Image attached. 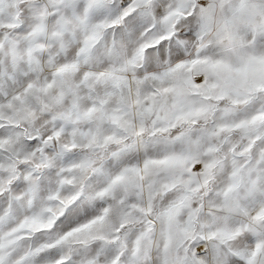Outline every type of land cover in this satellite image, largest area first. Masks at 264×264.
Here are the masks:
<instances>
[{
    "label": "snow or ice",
    "instance_id": "obj_1",
    "mask_svg": "<svg viewBox=\"0 0 264 264\" xmlns=\"http://www.w3.org/2000/svg\"><path fill=\"white\" fill-rule=\"evenodd\" d=\"M0 264H264V0H0Z\"/></svg>",
    "mask_w": 264,
    "mask_h": 264
}]
</instances>
